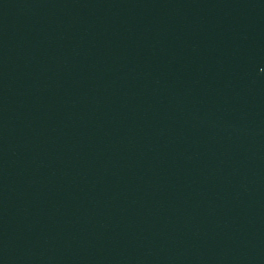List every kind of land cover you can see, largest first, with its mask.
Segmentation results:
<instances>
[{"label": "water", "instance_id": "95a60500", "mask_svg": "<svg viewBox=\"0 0 264 264\" xmlns=\"http://www.w3.org/2000/svg\"><path fill=\"white\" fill-rule=\"evenodd\" d=\"M0 264H264V0H0Z\"/></svg>", "mask_w": 264, "mask_h": 264}]
</instances>
